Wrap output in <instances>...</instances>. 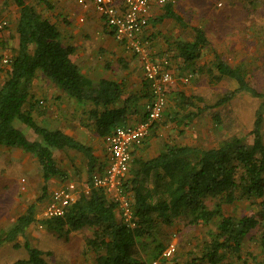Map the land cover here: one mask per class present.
<instances>
[{"label": "trees", "instance_id": "16d2710c", "mask_svg": "<svg viewBox=\"0 0 264 264\" xmlns=\"http://www.w3.org/2000/svg\"><path fill=\"white\" fill-rule=\"evenodd\" d=\"M14 1L19 7L18 46L10 55V63L4 65L7 75L0 87V147H18L37 159L42 176L38 201L48 195L51 179L66 177L54 150H75L87 162L89 193H81L64 215L43 219L46 229L60 237L85 227L93 229L94 236L88 239L87 245L97 254L95 264H147L148 254L155 258L164 249L162 238L157 235L158 222L172 224L183 216L191 224L215 225L201 255L183 264H225V251L238 254L245 238L255 231L261 234L264 251V91L251 85L247 72L241 66L230 65L214 50L216 72L209 69L212 80L231 78L237 82V87L214 104L198 106L197 111L185 117L192 119L205 109L221 106L238 92L248 93L260 100L253 128L248 134L252 142L232 135L210 148L169 143L158 156L139 160L137 170L125 182L136 221L129 227L120 219L116 204L101 188L92 185L93 175L106 167L99 163L93 146L62 129L41 125L27 105L33 80L40 71L71 97L82 102L91 101L93 106L89 114L94 131L99 137H106L116 126L127 125L133 114L137 119L139 114V119L144 120L147 112L139 109L140 101L144 97L151 98V94L133 93L124 99V82L106 78L94 82L86 77L73 60L75 47L62 41L57 24L26 0ZM165 6L167 16L182 20L172 5ZM193 30L192 41L176 44V57L183 58L188 67L194 65L202 49L210 45L202 27ZM174 98L184 106H196V100H201L183 91H178ZM17 120L32 129L39 139L29 138L15 125ZM151 177L153 184L150 185ZM239 201H250L247 212L225 215L223 205H237ZM36 203L30 204L8 230L0 233V245L24 236L36 223ZM24 247L27 257L14 264H51L45 257L49 251L33 246L29 240ZM172 264L182 263L174 260Z\"/></svg>", "mask_w": 264, "mask_h": 264}, {"label": "rangeland", "instance_id": "374dc122", "mask_svg": "<svg viewBox=\"0 0 264 264\" xmlns=\"http://www.w3.org/2000/svg\"><path fill=\"white\" fill-rule=\"evenodd\" d=\"M49 9L57 13L54 19L60 23L58 14L62 8L58 2L53 3ZM179 14L182 21H174L179 28L178 36L174 40L171 38L167 40L170 46L175 47L173 41L177 39H191L194 36V27H202L206 31L210 45L202 49V55L197 60L195 69L191 71L195 72L192 79L180 85V88L176 86L178 88L171 93V97L169 96L168 107L156 123L157 130L152 131L157 136L155 144L160 147L165 143H172L210 148L232 135L243 137L246 142L251 143L252 138L248 134L253 128L260 100L248 93L238 92L229 102L205 109L192 119L185 116L191 111H197L198 106L214 104L225 93L237 87V82L231 78L212 80L209 69L214 68V49L230 65L241 66L247 72V79L251 85L259 91H264V0H189ZM150 24L153 29H158L155 19H150ZM169 34L172 37L176 36L173 32ZM172 52L173 55H177L176 49H171L170 53ZM5 67L0 64L1 69ZM174 67L176 68V64ZM178 91H183L188 96L200 97L201 100H196V106L180 105L178 102L180 100H175L176 95L173 94ZM64 93L69 101L80 103L67 92ZM47 101L46 97H41L37 104L39 111H44V114L48 115L51 101L48 103ZM33 114L41 125L53 129L50 127L51 121L47 118L39 120L37 115ZM15 125L21 126L19 128L26 134L30 129L19 120L15 121ZM15 152L0 148V233L8 230L30 204L37 202L36 209H42L52 193L38 201L42 191L38 162L33 155ZM59 153L62 159L68 158V152ZM70 160L72 159L69 158L67 161ZM209 205L213 207L214 203L209 202ZM249 205L250 201H239L237 205L224 204L223 209L225 215H243L249 209ZM157 225V235L162 238L163 243L168 244L173 239L178 242L181 254L177 251L171 262L179 258L180 261L186 262V259L200 256L210 230H215L214 224H191L184 216L177 218L172 224L158 222ZM93 236V229L89 227L60 237L36 224L28 228L24 236L20 235L16 240L0 245V264H14L16 260L26 258L28 255L24 247L26 240L45 252L49 251L50 254L45 257L51 264H95L97 254L87 245L88 239ZM260 240V232L249 234L238 254L225 251L224 263L262 264L264 251ZM152 259V254H148L147 262Z\"/></svg>", "mask_w": 264, "mask_h": 264}, {"label": "crops", "instance_id": "0c3cea01", "mask_svg": "<svg viewBox=\"0 0 264 264\" xmlns=\"http://www.w3.org/2000/svg\"><path fill=\"white\" fill-rule=\"evenodd\" d=\"M188 1L189 0L180 2L176 5H172V8L180 17V10L186 7ZM26 2L34 5L36 10L39 11L44 17L57 24L61 33L62 41L75 47L74 54L72 55L73 60L79 65L82 73L86 77L94 82H97L102 78L124 82V99L133 93H140L143 95H146L148 93L151 94V98L149 97L150 99L148 97H144L140 101L139 105V109H141V112H147V105L152 100V91L150 83L145 78L142 60L139 55L127 50L122 43L116 40L112 33V30L108 27L105 18L99 12L93 10L85 11L79 4L78 0H26ZM55 2H58V5H60V7L62 8V11L58 14L60 23L56 22V19H54L55 14L57 15V13L49 9ZM46 6L49 8H47ZM40 9L43 11H41ZM43 12L46 14L44 15ZM18 17L19 7L14 0H0V19H6L8 21L7 27L0 32L1 56H10L18 46V34L16 32ZM151 19H155L158 25V29L156 30L153 29V26L150 24L145 33V37H149L151 41L150 51L152 58H169L170 60H172L171 64L173 62L172 68L178 77L185 76L188 73H192L193 77L195 72L193 71V73L191 71L195 69L196 62L200 58L195 61L194 65L188 67L183 58L179 56L176 57L175 55H173L174 52L170 53V51L174 48L176 49L178 54L176 46L177 42L192 41L194 39V36H192V38L189 40L177 39L176 41H173V43H175V47H171V44H169L167 40L170 38L174 40V38L178 36L179 28L174 22L177 19L167 16L166 6L160 5L155 1L153 3ZM170 32H173L176 36H170ZM174 64H176V68L174 67ZM212 70L216 72L215 68H213ZM6 75V69H0V87L3 84ZM182 84L184 83L180 80L175 85L170 87L169 96L171 97V93L178 88H176V86H179L180 88V85ZM176 93L177 92L173 94L176 95ZM41 97H46L48 99L47 103L51 101L49 103V111L47 109L48 115L44 114V111H39L37 102ZM28 102L29 103L27 106H31L32 114L35 113L39 120H45V118H47V120L51 121L50 127H53V129H62L65 133L75 137L79 141L92 145L95 154L98 157L99 163L104 164V167L108 164L109 155L106 137H99L98 135H96L94 131L93 119L90 118L89 111L93 106L91 101H79V104L69 101L66 93L59 89L52 81L47 79L45 75L39 71L37 72V75L33 80L31 97H29ZM33 116L37 120L34 114ZM139 118L140 115L138 114V119ZM138 119L137 116L133 114V117L129 119L127 125L142 121ZM156 127L157 124H154L150 132V134L152 133V136H150L149 134L150 137L148 136L141 145H135L133 147L132 161L130 164L128 178H131L134 174V171L137 170L139 166V160H148L150 158L158 156L166 148V144H169L165 143L162 147L155 144L154 140L157 136L156 133H153L152 131L153 129H155L154 131H156ZM27 136L31 139H39V137L33 132L32 129H28ZM0 148L16 151L15 153L23 152L24 154L32 155L18 147ZM59 152H68V158L62 159ZM54 156L58 161L59 167H61L66 172V177H54L53 179H51V181L49 182V193H51L54 189H56L63 183L65 184L68 182H74L75 184H77L78 196L81 193L88 194L90 191V187L87 185V162L83 158L82 154L72 149H56L54 150ZM69 158L72 160L67 161ZM38 166L40 168L39 163ZM149 183L150 185L153 184V177L150 178ZM87 190L88 192H86ZM45 206L42 209H36L37 221L30 227L36 224L40 227V224H43L42 220L45 219L43 213ZM40 228L46 227L43 225V227ZM172 241L177 242L176 239H173L169 241V243ZM168 244L164 243V249ZM177 251L178 254H181V251H179V246ZM177 253H175L174 256ZM160 255L155 258L160 257ZM182 258L184 259V257ZM188 260L189 259H186V261ZM163 261L165 262V264H172L171 259ZM176 262L182 264L185 263V261H180V258L176 260Z\"/></svg>", "mask_w": 264, "mask_h": 264}, {"label": "built area", "instance_id": "2783aa9c", "mask_svg": "<svg viewBox=\"0 0 264 264\" xmlns=\"http://www.w3.org/2000/svg\"><path fill=\"white\" fill-rule=\"evenodd\" d=\"M176 5L187 0H78L85 11L99 12L117 41L134 54L140 56L145 78L150 83L152 100L147 105V117L135 124L116 126L106 136L108 144V164L102 172L92 177V185L101 188L117 207L120 219L129 227L136 224L130 194L125 189L132 161V149L141 145L149 136L169 104V89L178 81L188 83L192 73L178 77L169 58L153 59L150 39L145 33L150 25L153 3ZM8 25L0 19V32ZM3 65L10 63V56L0 55ZM88 192V190L86 191ZM77 184L63 183L54 189L44 208V218L62 216L78 199ZM43 227V224H40ZM178 250L175 241L170 242L160 257L147 264H165Z\"/></svg>", "mask_w": 264, "mask_h": 264}]
</instances>
